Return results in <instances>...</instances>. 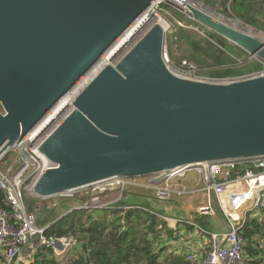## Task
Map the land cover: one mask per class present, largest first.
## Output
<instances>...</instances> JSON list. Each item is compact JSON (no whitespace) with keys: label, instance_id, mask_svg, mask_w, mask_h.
Returning a JSON list of instances; mask_svg holds the SVG:
<instances>
[{"label":"water","instance_id":"95a60500","mask_svg":"<svg viewBox=\"0 0 264 264\" xmlns=\"http://www.w3.org/2000/svg\"><path fill=\"white\" fill-rule=\"evenodd\" d=\"M154 1L0 0V148L42 121ZM186 14L264 61V41L191 5ZM166 39L154 23L81 88L39 147L56 166L32 197H72L110 178L264 156V74L226 82L179 76L164 61Z\"/></svg>","mask_w":264,"mask_h":264},{"label":"built area","instance_id":"2783aa9c","mask_svg":"<svg viewBox=\"0 0 264 264\" xmlns=\"http://www.w3.org/2000/svg\"><path fill=\"white\" fill-rule=\"evenodd\" d=\"M165 2L166 0H163L154 7ZM188 18L191 19L189 16ZM162 21L167 24L168 32L170 25L167 20ZM175 22L184 26L181 20ZM163 58L172 72L194 80L226 82L264 74L263 67L260 71L241 77L204 78L198 74L197 66L190 61L183 60L181 64L176 65L169 57L166 46ZM77 86L67 96L72 95L75 99L84 85L76 91ZM53 109L22 139L12 144L7 142L0 148V191L6 203L5 207H0V264H33L35 254L39 251L48 253L50 250L68 259L69 254L74 251L76 241L73 238L47 237L45 231L48 226H41L38 223V211L44 206L46 209L54 208L58 202L55 200L42 206L38 204L31 210L25 197V192L32 196V190L41 175L47 169L56 166L39 151V147L72 110L67 113L66 110L52 113ZM44 120L46 123H43ZM190 172H197L200 175L202 185L182 184L174 187V182L186 178ZM151 176L154 178L147 185L138 182L142 177H115L82 188L88 200H85L80 208H104V204L100 202L101 196L113 191V188H110L112 185L120 191L128 186L151 188L155 192V197L163 201L169 200L175 194L190 199L200 193H206L208 203L198 205L195 210L200 215H213L216 208L222 210L226 218V227L221 231L209 232L210 240L204 258L197 264H249L244 253V238L241 233L248 214L264 215V156L186 164L175 167L168 173ZM76 192L70 195L73 196ZM212 195L217 206L212 204ZM94 203H98L99 206H95ZM189 223L204 231L197 223ZM26 249L33 254L32 259H26Z\"/></svg>","mask_w":264,"mask_h":264},{"label":"trees","instance_id":"16d2710c","mask_svg":"<svg viewBox=\"0 0 264 264\" xmlns=\"http://www.w3.org/2000/svg\"><path fill=\"white\" fill-rule=\"evenodd\" d=\"M202 1L264 31V0ZM200 27L205 30L206 36L199 40L189 39L190 33L179 26L175 34H170L169 54L173 62L181 64L183 60H192L199 68V75L219 79L241 77L263 69L261 60L250 58L249 53L239 46ZM182 40L186 45L179 44ZM56 199L42 201L27 197L26 202L32 210L37 202L45 205ZM61 199H80L83 203L88 197L75 193L72 197ZM5 206L4 195L0 191V207ZM162 213L148 202L139 204L136 199L125 202V198L105 208L73 209L47 225L45 231L47 237H70L76 241L68 260L57 259L53 250L48 253L39 251L33 264H194L189 255L165 254V247L159 248L162 236L174 233L162 218ZM62 214H57L55 218ZM197 222L204 233L209 235L212 232L213 217H200ZM241 234L248 263L264 264V216L248 214Z\"/></svg>","mask_w":264,"mask_h":264},{"label":"rangeland","instance_id":"374dc122","mask_svg":"<svg viewBox=\"0 0 264 264\" xmlns=\"http://www.w3.org/2000/svg\"><path fill=\"white\" fill-rule=\"evenodd\" d=\"M173 1H175V0H173ZM180 1H183V0H176L175 2L177 4L178 2L180 3ZM187 2L190 3L193 6H196L197 8H199V9H201L203 11H205V10L211 11L214 15L219 16L222 19H225V20H228V21H231V20H239V19H237V18H235V17H233L231 15L224 14V13L216 10L213 6L207 5L202 0H187ZM185 12L184 11L181 12V10L179 11L178 9L170 6L166 2L163 3V4H161V5H159V6H157V7H154L152 9V12H150L153 15V18H155L154 17V14L161 15L162 16L161 19L162 20H165V21L167 20L168 25H170V30L167 32V39H166L167 41H166V44H165V46L168 49V53H169L168 37L171 36V35H173V34H175V32L177 31V30H175L177 28V26L181 27L183 30H185L186 32L190 33L189 39H191L193 41L194 40H199L202 36H205V34H206L205 33V30L200 27L202 25H200L199 23H196L197 25L195 23H193L195 21L193 19L192 20L189 19L188 18V15L185 14ZM176 14H178V15H176ZM179 19L181 20V22L183 23L184 26H181L179 23L175 22V21H177ZM240 24H241L240 27L242 29H245L246 31H248L247 33L250 32L251 35L252 34L259 35V36L262 37V41H264V31L259 30V29L255 28L253 26L244 24L242 21H240ZM185 25L186 26L189 25V26H191L193 28L186 27ZM147 29L148 28L146 27L145 30L143 31V33L146 32ZM206 30H208V29L206 28ZM208 31H210V30H208ZM143 33H141L138 36V38L133 43L129 44L128 48H126L125 51L121 52V56H120L119 59H117V60H114L113 59V61H109V62L112 63V64H117L121 60V58L128 52V50L134 45V43H136V41L143 35ZM179 44L186 45V43H185L184 40H182ZM119 55H120V53L117 52L116 57H119ZM169 57H170V54H169ZM250 58H256V57L250 56ZM256 59H258V58H256ZM258 60H260V59H258ZM101 61L97 64V66H95V68H93L86 75L87 77L84 76V78H83L84 80L87 79L88 77H89V80H90L97 73V71L101 69L100 67H103L102 65H104L106 62L103 61V63H102ZM187 61H190V62H192L193 64H195L197 66V64L194 61H192V60H187ZM262 63L264 65V61H262ZM176 65H179V64H176ZM197 68H198V66H197ZM198 70H199V68H198ZM202 77H204V78H210V77H205V76H202ZM83 81L79 84V86L81 84H83ZM204 81H209V80H204ZM79 86H77V87L79 88ZM77 91H78V89H77ZM193 175L195 176L196 174L190 173V175H189L190 176L189 178L191 180L194 179ZM152 178H154V177H152V176L142 177V178H139L138 179V182L141 183V184L147 185V184H149V182H151V179ZM197 180H198V178L195 181H197ZM186 181L188 182V178L186 179ZM200 183L202 185V182H200ZM115 185L118 187L117 184H115ZM110 188H113L112 189L113 191L108 192L107 195L101 196V199H100V202L102 204H104L105 207H108V206H110V205H112V204H114L116 202L122 201L124 198H125V202H133L134 199H136V200L139 201V204H141L143 202H148L153 207H156V208H159V209L163 208V206L166 205L165 203H163V200H159L157 198H156L157 200L155 199V197H154L155 196V192L151 188H145V187H137L136 188V187H133V186H128V187H126L125 189H123L121 191L119 189H117L114 185H112ZM76 193L77 194H82V196H84V191H82V190L81 191H77ZM25 197L26 198L27 197L34 198L32 196H28L27 192H25ZM58 198L59 199H57V200L59 201V205L62 204V207L61 208L59 206L56 207V208H54V209H52V210H46V209L42 208L40 211H38V223H39V225H41V226H47V223L49 221H52L57 216V214H60L64 210H67L68 211L69 207H71V206L80 204V199L79 200L78 199L77 200H73V199H68V200L64 199V200H62L61 197H58ZM62 198H64V197H62ZM35 199H37V198H35ZM52 199H54V198H52ZM38 204L40 206L43 205L41 202H37L35 205H38ZM90 204H92V202ZM94 205L95 206H99L98 203H96V204L94 203ZM78 207L80 208V206H78ZM214 223L216 225L215 224L212 225V231L213 230H220V229L225 228V226H223V228L220 227L221 225H220V220H219V217L218 216L215 217ZM174 244L175 243H172L171 242L170 245H165L166 246L165 249H166V252L167 253L169 252V248L168 247L170 246L171 248H173L172 246ZM54 255H55V257L57 259L60 258L59 255H56L55 254V252H54ZM25 257H26L27 260L33 258V254L30 252L29 249H26V251H25ZM61 260L64 262L65 261V258L62 257Z\"/></svg>","mask_w":264,"mask_h":264},{"label":"crops","instance_id":"0c3cea01","mask_svg":"<svg viewBox=\"0 0 264 264\" xmlns=\"http://www.w3.org/2000/svg\"><path fill=\"white\" fill-rule=\"evenodd\" d=\"M190 173L196 174L195 176L193 175L194 179L192 180L189 178ZM190 173L187 175L186 178L182 180H177L176 182H174L173 183L174 187H178L182 184L186 186H193V185L200 184L201 182L200 175L197 172H190ZM187 178H188V182L186 181ZM197 178L198 180L195 181ZM212 197H213L212 204L217 206V202H216V199L214 198V195H212ZM56 201L58 202V205L56 207L59 206L61 208L62 204L59 205V201L57 199ZM136 201L139 203L138 200ZM163 203L166 204L163 206V208L161 209L156 208V207L154 208L161 210L163 212L161 215L162 218H164L168 222L169 227L174 230V233L173 235H169V236L167 234H164L162 236L163 238H162L161 244H159V248L162 246L166 247L165 245H170L171 242L175 243L172 246L173 248H171L170 246L168 247L169 248L168 253L175 254V255H179V254L189 255V256L193 255L192 259L194 260V264L195 262L197 264L199 260H202L204 258V254L206 252V248H207V245L210 239L206 233H204L201 230H198V228H196L189 222H195L199 225V223L197 222V218L208 216V217H213V219H215V217L218 216L220 220V225H221L219 226L223 228V226L226 227V224H225L226 218H225L224 213L222 212V210H219L216 208V211L213 215L198 214V212L195 210V207H197L198 205L202 203H206V204L208 203V196L206 193H200L197 196H194L193 198H190V199H187L186 197L178 196L175 194L169 200L163 201ZM81 204L82 203L71 206L69 207V209H72L73 207L77 208ZM43 208L46 209L45 206ZM54 208L46 209V210H52ZM65 211L67 212V210ZM65 211L63 212V214L65 213ZM54 220H56V218H54L52 221H49L47 225H51ZM224 229L225 228L220 229V230H213V231H221ZM165 254H167L166 250H165ZM61 258L62 257L60 256L59 259L61 260ZM67 260L68 259H65V261Z\"/></svg>","mask_w":264,"mask_h":264},{"label":"bare ground","instance_id":"6f19581e","mask_svg":"<svg viewBox=\"0 0 264 264\" xmlns=\"http://www.w3.org/2000/svg\"><path fill=\"white\" fill-rule=\"evenodd\" d=\"M176 1V0H175ZM171 0L172 3L176 4V2ZM162 3L163 0H158L156 1L154 4L157 5L158 3ZM154 5V6H155ZM188 5H191L190 3L187 2V0H183V1H180V3L178 2L176 4V6L178 8H181L182 11H188ZM154 6H152L146 13H144L133 25L132 27L107 51L106 55L104 56V59L103 61L104 62H109V61H113L114 60H117L120 58L121 56V52L125 51L126 48H128L129 44L133 43L137 38L138 36L143 33V31L145 30V28H149L151 25H153L154 23L156 22H159L161 23L164 28L166 29L167 27V24H165V22H163L161 20V18L157 15V14H154V17L153 18V15L150 13L152 12V9L154 8ZM193 6V5H191ZM195 8H197L196 6H193ZM199 9V8H198ZM201 10V9H199ZM203 11V10H201ZM185 12V14H186ZM204 13L208 14L209 16L213 17L214 19L216 20H219L223 23H225L226 25L232 27V28H235L239 31H242L244 33H247L248 31H246L245 29H242L240 27V21L239 20H231V21H228V20H225V19H222L221 17L219 16H216L214 15L211 11H203ZM245 30V31H244ZM249 35H251V33H247ZM251 36L255 37V38H259V40H262V37L259 36V35H256V34H252ZM117 52L120 53L119 57H116V54ZM116 57V58H115ZM110 63V62H109ZM102 68V67H101ZM99 71V70H98ZM87 77V76H86ZM89 80V77L87 79H85L83 81V84H81L79 86V88L82 87V85H85ZM78 88V90H79ZM77 91V89H76ZM73 102H74V99L72 97V95H69L65 98H63L57 105L56 107L53 109L52 113L53 112H58V111H65L66 110V113L67 112H70L73 108H74V105H73ZM65 113V114H66ZM43 123H46V121L44 120Z\"/></svg>","mask_w":264,"mask_h":264}]
</instances>
